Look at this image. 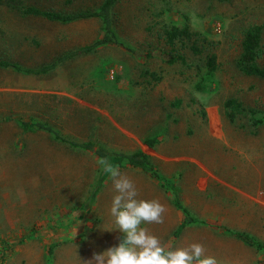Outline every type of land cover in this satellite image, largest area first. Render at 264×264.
Wrapping results in <instances>:
<instances>
[{"label": "rangeland", "instance_id": "1", "mask_svg": "<svg viewBox=\"0 0 264 264\" xmlns=\"http://www.w3.org/2000/svg\"><path fill=\"white\" fill-rule=\"evenodd\" d=\"M21 1L66 12L103 2ZM113 12L119 43L72 57L48 74L0 66V262L99 264L93 254L119 247L125 236L111 213L115 191L99 155L46 130H25L22 121L31 119L111 154L149 155L156 175L109 159L139 199L164 207L162 223L143 226L165 248L200 244L218 264H264V214L258 221L248 199L264 190V123L253 133L248 116L232 123L224 109L236 97L264 115V79L236 65L244 31L264 24V0H120ZM171 25L199 33L201 50H193V41L180 43L185 61L169 63L164 30ZM101 33L100 18L60 23L22 16L0 2V57L26 67L48 64ZM212 53L218 66L207 72ZM259 62L264 66V34ZM174 195L201 220L178 237L183 213ZM231 231L254 235L260 246Z\"/></svg>", "mask_w": 264, "mask_h": 264}, {"label": "trees", "instance_id": "2", "mask_svg": "<svg viewBox=\"0 0 264 264\" xmlns=\"http://www.w3.org/2000/svg\"><path fill=\"white\" fill-rule=\"evenodd\" d=\"M70 1V0H69ZM120 0H103L102 4L98 9H81L75 10L72 12H66L65 10H57L55 8H41L36 5H24L21 0H0V2H4L9 6L10 9L22 14V16H36L44 18L48 21H55L60 23H70L77 20L88 19V18H100L102 21V33L101 36L96 39L93 43L83 45L78 47L77 49L68 51L63 55L57 57L52 62L45 64L41 67L33 68L26 67L20 64L19 62L4 59L0 57V66L5 68H12L15 71L23 72L25 74H48L55 70L58 66H60L64 61L75 57L81 54L90 53L99 47L107 44L119 43L118 33L115 26L113 10L116 4ZM221 2L228 0H218ZM264 34V24H254L249 26L244 31V36L241 43V52L236 61V65L238 69L250 76H257L259 78L264 79V66L260 64L259 57L261 55L262 49V41ZM199 33L196 31H192L189 25L178 26L171 25L164 30V39L168 46H170L172 53L169 56V63H174L178 60L185 61L184 55L178 53V45L186 44V42L193 41L192 48L196 52H199L201 49L196 44L195 38L198 37ZM176 52V53H175ZM217 55L212 53L207 58V72H213L217 69ZM152 78L159 81L161 76H158L156 72L150 73ZM205 78H200L196 84L198 89L202 88L205 83ZM178 100L176 105L179 104ZM224 109L227 117L233 123L237 121V118L240 115L248 116V120L250 124L253 126L252 132L256 133L258 127L264 123V115L261 110L256 107L244 106L243 102H241L236 97H229L224 102ZM261 111V112H260ZM259 112V114H258ZM261 114V115H260ZM22 126L25 130H35L36 128H40L50 132L53 137L63 143L68 144L71 147L79 148L87 151H95L100 158L111 157L115 159L116 163L120 165V167H135L143 169L147 172H151L156 175V167L149 155L145 154L143 151H135L132 153H118L113 152L108 153L109 151L101 146L98 149H95V144L93 142H81L74 139H71L65 135H63L59 130L55 129L49 124L42 123L40 121L34 120H23ZM157 139L147 140L150 146H154ZM174 205L180 209L183 213V218L178 224V226L174 230L175 236H180L184 229L193 224L199 223L201 220L194 216L179 200V198L174 195L173 197ZM235 236L242 239L248 244L251 245H259L260 243L255 240L252 236L247 233H242L238 231H231ZM49 253L52 252L53 248L51 246L48 247Z\"/></svg>", "mask_w": 264, "mask_h": 264}, {"label": "clouds", "instance_id": "3", "mask_svg": "<svg viewBox=\"0 0 264 264\" xmlns=\"http://www.w3.org/2000/svg\"><path fill=\"white\" fill-rule=\"evenodd\" d=\"M98 164L112 181L115 195L111 213L117 228L125 236L119 247H113L103 255L94 253L95 261L104 264L107 258V264H218L215 257L204 255L200 244L174 250L165 248L159 238L143 226L162 223L164 207L156 200L139 199L133 182L109 158H101ZM85 264H93V260H87Z\"/></svg>", "mask_w": 264, "mask_h": 264}, {"label": "crops", "instance_id": "4", "mask_svg": "<svg viewBox=\"0 0 264 264\" xmlns=\"http://www.w3.org/2000/svg\"><path fill=\"white\" fill-rule=\"evenodd\" d=\"M248 199L250 200V207H251V209L256 208L255 213L257 211L258 214H260V215H257L256 216V219L258 221H260L261 220V218H260L261 214H264V190L263 191H260V192L256 190V195H251L250 194L248 196ZM241 213H243V212L241 211ZM263 218H264V216H263ZM259 235L262 238H264V235L263 234L260 233ZM252 236L254 237V235H252ZM258 241L261 243L260 240H258ZM0 264H2V262H0Z\"/></svg>", "mask_w": 264, "mask_h": 264}]
</instances>
